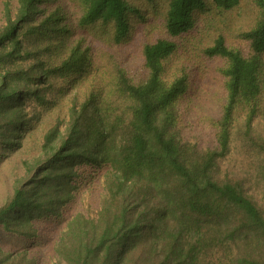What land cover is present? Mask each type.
<instances>
[{"label":"trees","instance_id":"16d2710c","mask_svg":"<svg viewBox=\"0 0 264 264\" xmlns=\"http://www.w3.org/2000/svg\"><path fill=\"white\" fill-rule=\"evenodd\" d=\"M130 1L0 0V264H264V0Z\"/></svg>","mask_w":264,"mask_h":264},{"label":"rangeland","instance_id":"374dc122","mask_svg":"<svg viewBox=\"0 0 264 264\" xmlns=\"http://www.w3.org/2000/svg\"><path fill=\"white\" fill-rule=\"evenodd\" d=\"M130 2L132 4L138 5L137 7H139V8L142 7V10H144V11L146 9H148V7L150 6L146 0H132ZM241 10H243V11L240 14L241 16L239 17V20H237V21L245 22V20H248L249 17L252 15L253 9L250 8L249 6H246V8H242ZM153 12H154V14L152 15V17L150 19V23H149L148 27H144L147 31H149L146 33L147 37H151L152 32L157 34V29H158L156 27L157 15H156L155 11H153ZM235 12H236V10H235ZM135 19H136V17L134 18V20ZM233 21L236 22V19H233ZM136 26L137 25H134V27H136ZM186 65L188 66V70H192L193 68H195L197 66L200 68V66L193 59L190 60L189 63ZM200 69H202V68H200ZM194 70H197V69H194ZM210 94H211V92L207 93V96H209ZM206 102H210V101L206 99ZM207 108H209V107H207ZM207 108L203 107V106H197L196 108H188L187 113L191 114L192 116H196L197 113H199L200 111L201 112L206 111L205 109H207ZM193 118L195 119L197 117H193ZM195 120L197 122L198 118ZM202 124H203V122H202ZM19 160H20V156L14 155L10 159H8V161L5 164H3L0 167V201H2L4 199V197L7 194H9L12 190V181L14 178L13 177V171L14 170H11V168L15 164H17V161H19ZM0 236L2 237V238H0V240L3 239V242L0 241V244H2L3 246H9V248L13 249L14 252L21 250V248H23L25 246V244L27 243L25 241H22L18 238L13 237V236L5 237L2 233H0ZM29 245L30 244L27 245L28 249L30 250V252H33L34 254H35L34 251L38 248L36 250L37 257L39 258V261L37 264H48L50 262L51 258L49 255V251L46 248L41 249L42 245H40L38 243H33L30 246ZM33 249H35V250H33Z\"/></svg>","mask_w":264,"mask_h":264}]
</instances>
